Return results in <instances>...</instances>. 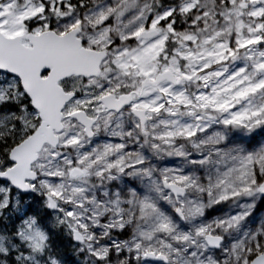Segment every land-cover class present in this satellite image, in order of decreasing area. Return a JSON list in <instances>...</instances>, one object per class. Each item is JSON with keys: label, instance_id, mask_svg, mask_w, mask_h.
Instances as JSON below:
<instances>
[{"label": "snow or ice", "instance_id": "1", "mask_svg": "<svg viewBox=\"0 0 264 264\" xmlns=\"http://www.w3.org/2000/svg\"><path fill=\"white\" fill-rule=\"evenodd\" d=\"M0 264H264V0H0Z\"/></svg>", "mask_w": 264, "mask_h": 264}]
</instances>
